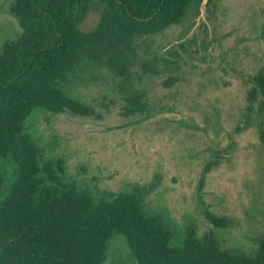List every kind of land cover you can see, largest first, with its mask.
<instances>
[{"label":"rangeland","instance_id":"1","mask_svg":"<svg viewBox=\"0 0 264 264\" xmlns=\"http://www.w3.org/2000/svg\"><path fill=\"white\" fill-rule=\"evenodd\" d=\"M15 2L0 0V51L22 32ZM206 2L199 17L156 37L160 52L179 61L173 74L180 77L169 88L168 73L145 80L159 111L127 116L120 78L90 68L69 93L90 105L91 115L37 108L26 131L46 155L66 161L68 179L96 196L158 180L146 207L164 219L174 245L192 226L200 237L211 231L225 249L252 253L264 235V116L261 101L249 110L248 92L249 80L264 70V0ZM102 7L91 9L84 30L97 26ZM212 161L218 164L206 171ZM207 213L226 226H215ZM126 237L114 235L105 264H139Z\"/></svg>","mask_w":264,"mask_h":264},{"label":"trees","instance_id":"2","mask_svg":"<svg viewBox=\"0 0 264 264\" xmlns=\"http://www.w3.org/2000/svg\"><path fill=\"white\" fill-rule=\"evenodd\" d=\"M205 1L16 0L11 12L22 32L0 51V264H105L116 233L127 236L139 264H264V235L247 253L225 249L211 231L200 237L190 226L184 242L174 245L164 219L146 207L158 180L96 196L68 179L66 161L46 155L26 131L37 108L91 115L93 108L69 93L79 72L90 68L120 78L127 116L159 111L151 102L153 85L145 80L168 73L163 85L169 88L180 77L173 74L179 61L160 52L156 37L199 17ZM96 5L103 6L100 21L84 30ZM249 83V110L261 101L263 117L264 70ZM207 217L226 226L224 218Z\"/></svg>","mask_w":264,"mask_h":264}]
</instances>
